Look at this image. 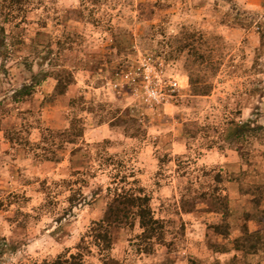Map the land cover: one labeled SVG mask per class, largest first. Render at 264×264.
I'll return each mask as SVG.
<instances>
[{"label":"rangeland","instance_id":"374dc122","mask_svg":"<svg viewBox=\"0 0 264 264\" xmlns=\"http://www.w3.org/2000/svg\"><path fill=\"white\" fill-rule=\"evenodd\" d=\"M14 1L0 0V264L78 253L116 185L145 189L164 240L144 253L138 224L115 228L86 264H264V130L234 136L264 127V16L234 0ZM146 60L185 86L156 109ZM245 226L261 239L248 256Z\"/></svg>","mask_w":264,"mask_h":264},{"label":"trees","instance_id":"16d2710c","mask_svg":"<svg viewBox=\"0 0 264 264\" xmlns=\"http://www.w3.org/2000/svg\"><path fill=\"white\" fill-rule=\"evenodd\" d=\"M24 1L15 0L14 3L21 5ZM67 88L66 85L63 86L60 82L57 86V90H60L59 94H64ZM29 91L30 88L26 86L18 93L27 96L31 94ZM263 130L264 127L262 126L252 128V130L250 128L249 130V125H244V127H238L234 136L240 139L246 131L255 134ZM46 160L50 161L47 158ZM109 193L112 195V199L106 212L99 221L91 224L86 236L81 240L78 253L63 254L52 262L44 261L41 264H86L84 251L89 253L91 247H96L101 253L110 252L113 248V232L115 228L132 229L137 224L142 230L140 239L146 244L142 252H153L154 245L156 243L160 244L164 240L165 230L162 221L155 217L151 206L152 198L150 195L142 187L127 189L126 187L120 188L118 185L110 188ZM214 205L218 213L221 212L223 215L229 216L227 199L222 200L218 198ZM215 232L219 235L226 233L222 226H216ZM260 243L259 233H253L249 230L248 226H245L243 236L235 241V250L248 256L259 250L258 246ZM214 250L222 253L229 251L227 247L219 246H214Z\"/></svg>","mask_w":264,"mask_h":264},{"label":"built area","instance_id":"2783aa9c","mask_svg":"<svg viewBox=\"0 0 264 264\" xmlns=\"http://www.w3.org/2000/svg\"><path fill=\"white\" fill-rule=\"evenodd\" d=\"M135 75L141 78L142 101L151 109L169 103L185 87L178 78L163 79L148 60L137 68Z\"/></svg>","mask_w":264,"mask_h":264},{"label":"crops","instance_id":"0c3cea01","mask_svg":"<svg viewBox=\"0 0 264 264\" xmlns=\"http://www.w3.org/2000/svg\"><path fill=\"white\" fill-rule=\"evenodd\" d=\"M240 6H243L247 11L253 14H260L264 16V0H234ZM247 32V39L253 42H257L258 46H262V39L259 36V27L245 30Z\"/></svg>","mask_w":264,"mask_h":264}]
</instances>
